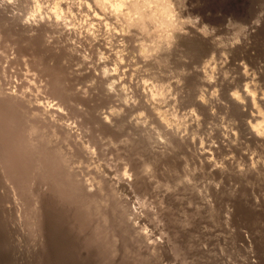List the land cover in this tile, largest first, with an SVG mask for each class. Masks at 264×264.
Here are the masks:
<instances>
[{
    "label": "rangeland",
    "instance_id": "rangeland-1",
    "mask_svg": "<svg viewBox=\"0 0 264 264\" xmlns=\"http://www.w3.org/2000/svg\"><path fill=\"white\" fill-rule=\"evenodd\" d=\"M32 1L0 0V88L2 90L0 93V112L7 108L9 102L14 100L18 106H12V109H8V107V113L16 112L21 115L22 110L19 105L26 99L30 101L28 103L30 107L35 109L41 106V110H45L44 117L39 119V123L48 127L51 124L56 125L58 131L67 133L70 138L72 136V143L82 144L81 142H84L83 144L87 145L91 151V159L88 161L91 170L97 169L96 171L102 173L106 169L109 171V173L107 172L109 176L105 175V177L113 178L114 180H112L116 184L119 181L126 182V190L124 187L121 193L128 209L124 218L131 227L127 231L125 230L127 234L123 233L124 230L122 229L125 228L112 227L116 215L110 213L108 214L110 221L106 226L109 227L108 235L106 233V237L105 235L96 236L95 223L98 221L97 217L93 216L94 221L92 216L86 218L81 213V206L79 205L81 203L78 199L75 200V196L68 197L67 194L56 191L54 187L49 185L50 182L42 187L41 182L46 181L37 178V176L33 181L32 178H25L20 182L16 177L7 181V176H10L9 173L12 168L4 166L5 163L0 151V264H264V204L261 205L263 209L260 207L255 210L254 206H251L252 202V205H255L254 197H257L260 203H264L262 202L263 191L257 182H251L252 185L237 179L240 171L237 170L236 164L239 159H245L247 162L251 161L254 166L258 165L264 168V151L250 147L247 151L242 152L241 145L233 142L234 134L238 132L236 125L239 119L234 116L230 109H224L216 104L215 106L219 110V114L216 115V110L202 112L196 109L197 107L193 109V96L203 92L204 96L207 97L209 91L202 87H196L188 79L189 76L185 75L188 70L189 72L191 70L190 73L194 75L196 69L206 65V61L210 58H215V53L219 57L218 50L215 49L218 46L214 47L215 36L226 37L225 43H227L229 39L238 34L239 40H244L241 41L242 44L245 43L246 39V41L249 40L248 43L252 42L251 44L259 48L264 45V0H178L182 6L183 16L194 21H197L198 18V22L194 26L187 25L185 28L201 25L207 26L209 30L215 29V33L208 36L211 38L209 39L211 42L198 41L182 46L180 56L173 57L168 63L157 68V70H164L159 74L156 72L155 75L158 74L157 76L151 73L144 74L142 69L132 70L133 65L131 64V66L126 67L130 73L125 80L126 92L129 93V95L126 93V102L130 101L128 105L140 100L139 89L142 87L140 85L142 77L145 79V84L153 88H157L162 83L172 87L175 82L180 81L179 93L171 90L172 94L170 93L171 95L166 97L168 100L160 102L164 107L162 109H166V114L169 112L167 121H177L179 129H184L183 133L186 136L196 137L197 142L198 140L201 141L198 142L200 146L213 145L214 143L216 146L218 145L220 155L222 150L229 149V153L233 155L231 165L235 166L233 171L236 174L234 177L226 176V178L220 176L216 178V175L210 174L195 155L183 146L170 151V154L163 158L165 161L157 163L159 158H155L153 149L142 143L143 137L141 135L147 132L142 129L139 130L141 132L135 133V136L130 124L139 120L140 124H144L141 126L148 129L149 134L150 132L156 134L154 127L159 126L160 121L153 113L143 111L145 116L144 113H140L139 111L142 112L141 106L137 103L135 106L131 104L132 109L127 110L125 108L119 113L123 127L121 130L114 131L97 123L98 118L93 106L98 107L103 115H109L110 112L119 108L120 101L117 97L109 99L98 96L94 92L89 100H82L81 97H78L80 100L76 98V102L73 100L68 103L60 95L54 93L52 90V73L46 71L44 69L45 64H38L36 59L41 51L46 50L48 43H54L58 47L63 46L65 37L60 31L45 34L44 31L32 30L35 27L46 26V24L51 23L48 19V17L51 18V13L45 16L46 18L41 19L39 17L34 22L31 19L29 21L31 28L29 29L32 31L22 27L30 13L41 12L43 16L46 11V9L35 10V2ZM59 1L63 3L64 8L69 5L76 7L74 14L67 18L68 27L75 25L76 28H74L77 29L73 33L74 40H71L77 45L86 44L88 41L86 11L78 5L79 1L84 0ZM45 2L53 3V0H40V3ZM253 22L257 26L250 29ZM63 26H59V30ZM65 28H67L66 25ZM254 30L257 38L248 39L251 31ZM43 35L44 37L49 35L48 43L42 44ZM205 43L207 44L205 45ZM211 47L213 51H211ZM92 53L90 54L91 57L84 60V65L81 61L83 66L78 64L81 63L80 61L75 60L73 65L76 63L77 66L75 64L74 68L83 67L84 69L80 70L85 72L86 66L90 67L95 61ZM109 53L110 51L107 50V55ZM130 54L129 58L132 56ZM229 54L231 55L232 52ZM242 55L239 57L241 58L240 62L251 68L246 55ZM217 56L216 58H218ZM242 60L247 62H242ZM49 62L51 68L56 67L55 59ZM129 62L131 61L129 60ZM231 70L235 73H232ZM236 72L238 71L234 70L233 67L227 69V73L230 75L228 78L233 77V74H235L234 77L237 76ZM160 77L164 80L167 79V83ZM168 79L170 80L168 81ZM75 81H72V85L76 86L77 90L84 88L87 84L89 85V81H83L80 78ZM180 95L183 101L185 99V102L180 105L172 104L173 108L169 103V98L180 97ZM188 100L190 103H187ZM175 107H178L179 110ZM11 136L12 134L6 131L5 134H2L0 142L4 143L6 138ZM128 138L132 139L126 142ZM137 139L141 140L143 146H136L133 143L134 141L137 142ZM0 146L2 145L0 144ZM130 156L141 164L152 163V175H147L145 182L143 181L144 185H140L143 191L142 188L134 186V176L131 177L129 174L122 173L128 168L127 172L132 174L131 165L127 161ZM19 170L16 173L22 171V169ZM234 178L235 180H231ZM251 188L253 191L249 192ZM199 189L200 191H198ZM197 191L202 197L198 195ZM242 192L243 196L241 195ZM243 198L247 206L244 204ZM239 199L243 200L244 203ZM240 209L245 211L244 215ZM135 232L146 234L147 242L141 244L135 234H132ZM111 248L113 250H110ZM140 253L148 255L147 258L142 257ZM139 259L144 261L140 262Z\"/></svg>",
    "mask_w": 264,
    "mask_h": 264
},
{
    "label": "bare ground",
    "instance_id": "bare-ground-1",
    "mask_svg": "<svg viewBox=\"0 0 264 264\" xmlns=\"http://www.w3.org/2000/svg\"><path fill=\"white\" fill-rule=\"evenodd\" d=\"M32 2H35L36 4L37 2L40 3V0H34ZM57 2L60 4V14H61L60 18L58 19L56 15L51 13L50 17L52 19L48 17L51 23L46 24V26L42 25L41 27H35L32 29V30H37L39 32L44 31L45 34H47L48 32L53 33V32L60 31L65 37V44L64 45L62 44L63 46L58 47L54 43H48L49 35H46L45 37L43 35L41 42L42 44H45L46 42L48 43V45L45 48L46 50L41 51L39 56H37L38 58L36 59L38 60V64H41V65L45 64L44 69L52 73V76H53V84H52L53 89L52 90L54 93H57L58 95H60L62 99L64 101H68V103H70L73 100H75L76 102V98L78 97H81L82 100L84 99L89 100L91 94L94 92L97 93L98 96L106 97L109 99L117 97L118 100L120 101L119 108L113 110V112H110L109 115H103L100 112L101 110L98 107H95V105L93 106L96 112L95 115L98 118L96 120L97 123L102 125V127L106 129H109V130L113 129L114 131L121 130L123 127L121 125L122 122H121L119 113L125 108L127 110L132 109L131 104L135 106V104L137 103L141 106L140 109L142 110V112L139 111L140 113H144L143 111H146L148 113H153V115H155L160 121L159 123L160 125L159 126L157 125V127H154L156 128V134L154 132H150L149 134L148 129H146L145 127L143 128L141 125H144V124L142 123L140 124L139 120L138 121L135 120V122L133 123L131 122L130 124L131 125L130 127L132 128L134 135L135 133L137 134L138 132H141L139 130H142V129L147 132L146 134L142 133L141 135L143 137L142 143H144L145 145H148V147L153 149L155 158L156 157L159 158V161L157 160V163L165 161V159L163 158L165 157V155L170 154V151L175 150L177 147L179 148L183 146L187 148L188 151L192 152L195 155V157L200 161L202 166L210 174L216 175V178H218V176L225 177V178L226 176L234 177V175L236 174V172L233 171V169H235L234 168L235 166L231 165V160L233 158V155L229 153V149L226 150L223 148L224 150L221 151L222 157H220L221 155L219 154L218 145L216 146L213 143V145L208 144V145L200 146L198 145V142L200 140H198L197 142L196 137L190 138L186 136L183 133L184 129L183 130L179 129L180 127H179V124L176 123L177 121L175 122L173 120L171 121L170 118H169L170 121H167L168 120L167 114L169 112L167 111L168 113L166 114V111H165L166 109L165 110L162 109L164 107H162L160 102L164 100L165 101L168 100L166 99V97L168 98V96L172 94L171 90H175V92L177 91L179 93L178 90L181 89L180 81L176 80L177 82H175V84H173L174 86L172 87L169 84L165 85L163 83L162 84L159 83L160 84L158 85L159 87L157 86V88L156 87L153 88V87H148V85L145 84V79H143L142 77L141 82H140V85H142L141 87L142 89L141 88L139 89L140 100L138 99L140 102L134 100L135 103H131L129 105L128 103H130V101H128V103L126 102L127 101L126 93L128 92H126L125 80H126L127 75H130V73L128 72L129 69L127 68L128 69L127 70L126 67H128L131 64L133 65L132 70L142 69L144 71V74L151 73L155 75L156 72L158 74L160 72H164V70H157V68H160L165 63H168L173 57L180 56V51H181L180 48L182 46L190 44V43H195L198 41L211 42L209 41V39L211 38H209L208 36H205L204 33L201 31V29L204 28V26L198 25V27H186L183 33L177 34L176 42L172 46L171 49L160 53L159 55H157L156 57L152 59H149L147 61L133 62V60L129 58V54L130 53L132 54L133 50L129 49V50H126L127 55H124L122 57L123 62H121V58H118L117 56V53L121 50L120 45L118 44L119 38L115 37L114 35H111L109 33L108 28L105 26L104 22L99 20L98 14L95 13L94 11V0H84V1L78 2L79 7L84 9V11H86L85 21L88 24V28L86 32L88 41L84 45H77V43L73 41L74 40L73 33L77 31V29H75L76 28L75 25H73L74 18L72 19L73 27L72 26L68 27L69 22L67 21V18L71 16V14H74L75 12L74 10L76 7L74 8V6L67 5L68 7L64 8L63 3H61L59 0H53V3H57ZM35 10L40 11L41 9L35 8ZM35 13L36 12L30 13V16L27 17V21L25 20L24 24L22 23L23 28L25 29L31 28V25H30L31 23L29 24V21L33 19V22H34L38 20L39 17L42 16L41 12H39V14H35ZM46 23L48 22L46 21ZM63 23L67 26V28H65V25L63 26ZM59 26H63V28L59 30ZM256 26L257 24L253 22L251 23L250 29L251 28L253 29V27H256ZM251 37H252V40L254 38H257V36L255 35V30L251 31V34L249 35L248 39H250ZM61 40L63 41L64 39L62 38ZM241 41H244V40H241ZM241 41L238 44H232V45L230 44L231 46L227 45V47H220L219 42L217 41L216 43V41H214L215 43L214 47L218 46L215 49L218 50L219 57L215 53V55L218 58H216V56L215 58L214 57L212 59L210 58V60L206 61L207 62L205 63L206 65H204L200 69H196L194 71L195 73L192 72L194 73V75L190 73L191 70L190 72L188 70L186 73L183 71V73H185L186 76H189L188 79L191 80L196 87L198 88L202 87V88H205L206 91H209V93L207 94V97L206 95L204 96L203 92H201L200 94H197L196 96H193L192 98V105H194L193 109L197 107L196 109H199L202 112L205 110H209V111L216 110L217 113H215V115L219 114L218 112L219 110L215 106L216 104H219L224 109H227V110L230 109L231 112L234 114V116H236L239 119V122L236 125L238 132L234 134L233 142H237L239 145H241L242 152L247 151L250 147L258 148L259 150L264 151V45H262L259 48L251 44L252 42L248 43L249 40L246 41L245 39L244 44H242ZM258 43L260 44V41ZM206 44L207 43H205V45ZM88 49L90 50L89 52L87 51ZM107 50L110 51L109 55H107ZM211 51H213V49ZM91 52H93L92 54L95 57V61L92 62L93 64L91 66L89 65L90 67L86 66L87 68H85V72L80 70L83 67L74 68V65L76 63L74 65L73 63L75 60L80 61V62L83 61V65H84L85 63L84 60L86 58L88 59L89 57H91L90 55ZM230 52H232L231 55L229 54ZM242 54L246 55L248 64L251 65V68H249L248 65H244L245 63L243 64L240 62L241 58L239 57ZM53 59L56 60V67L51 68L48 63H50L49 61H52ZM129 60L131 62H129ZM244 60H242V62ZM244 62H247V61H244ZM78 64L79 65L81 64V66H83L82 62ZM230 67H233L234 70L236 69L238 71L236 72L238 74V75L236 74L237 76L234 77L235 74H233V77L228 78L229 74L227 73V69H229ZM232 71L233 70H231V72ZM82 72H84V74H82ZM232 73H235V72H232ZM190 74L192 75L191 77H190ZM78 78L82 79L83 81H87V82L89 81V85L87 84L84 88H80V89L77 87L78 88L77 90L76 86L72 85L73 83L72 81L73 80L75 81ZM162 80L165 82L167 81V79L165 80L162 79ZM169 80L170 79H168V81ZM154 85L156 84L154 83ZM118 86H121V87L119 88ZM210 90H213V91H210ZM1 92L2 90L0 88V93ZM173 94L175 95V93ZM181 95L180 97L175 96L174 98L173 97L169 98V103H171V105L172 104L180 105L182 102H185V99L183 101V98L181 97ZM137 96L138 95H136V97ZM24 101L25 102L19 105L20 109L22 110L21 115H18L16 112L12 114L8 113V110H7L8 107H9L8 109L10 108L12 109L13 108L12 106L17 105L14 100L9 102L7 108L3 109V111L0 112V138L2 139V134H5L6 131L12 134L10 138H6V141H4V143L0 142V144L2 145L0 146V151H1L2 160L5 163L4 166H9L10 168H12V171L9 173L10 176H7V181H10L11 180L10 178H13V177H16L17 179H19L20 182L21 180H24L25 178L27 179L32 178V181H33L34 178L37 176V178H40L41 180L46 181V182H41L43 184L42 187L46 184L48 185L50 182L49 185L54 187L56 191H60L64 194H67L68 197L75 196L74 197L75 200L78 199V201L81 203L79 204L81 206L80 207L81 213L84 214L86 218L91 217V216L92 218L93 216L97 217L98 221L95 223L96 224L95 225L96 236L100 237L107 233V230L109 227H106V226L108 225V222L110 221L109 215H108L110 213H113V215L114 214L116 215V218L114 219L112 223L113 224L112 227L125 228L122 230H124L123 233L127 234L126 231L131 226H129V223L124 218L125 213L128 212V209L125 205L126 201L124 202V199L121 193V190L124 187L126 190V186H127L126 182L119 181V183L116 184L113 181L114 180L113 178H112L113 180L109 179L110 177L107 178L109 176L108 174L109 171L106 169L105 171H102V173H100L99 171H96L97 169L91 170L89 168L90 164L88 165V161L89 159H91L90 158L91 151H89V148L87 147V145L83 144L84 142H81L82 144L72 143L71 142L72 136L70 138V136L67 133H62L58 131L56 125L51 124L50 127H48L44 124L39 123V119L44 117L43 114L45 110L42 111L41 106H38L34 109L29 106L28 103L30 101L26 99H24ZM187 103H190L189 100ZM178 107H175V108L179 110ZM44 108L46 109L47 107H44ZM176 114L177 113L175 112V115ZM153 115L152 117H154ZM144 116H145V113H144ZM129 139L131 140L132 138H128L126 142H129ZM133 143L136 146H143L141 144V140H138L137 142L134 141ZM127 161L131 165L132 174L127 172L128 168L125 169V171L123 170L124 172L122 173L129 174L131 175V177L134 176V179H135L134 186L137 188H142L140 185L143 184V181L145 180L147 175L148 176L152 175V167H153L152 163L150 164V163L145 162L141 164L135 161L133 157L131 156L129 157ZM236 164L238 167L237 170L240 171L238 172L237 179H239L240 181H243L246 184H249L251 182H257L263 191V195H262L263 201L262 202H264V168L259 167L258 165L254 166L253 164H251V161L247 162L245 159H239V161H237ZM19 169H22V171L19 173H16V171ZM105 175H108V176L105 177ZM49 178L51 179L48 180ZM126 179H127V176H126ZM231 180H235V178ZM218 181H215V182L217 183ZM212 184L214 183L212 182ZM251 184L253 185V183ZM256 188H259V187H256ZM142 191H143V188H142ZM198 191H200V189ZM252 191H253V188L249 190V192H252ZM198 195L202 197L200 193H198ZM241 195L243 196V192ZM254 198H255L254 199L255 205H252L253 204L252 202L251 206H254L255 210L260 207L262 208L263 206L261 205L264 203H260L257 197H254ZM240 200L241 199H239V201ZM243 200H241L242 203L245 202V200L244 202ZM242 203L240 204L242 205ZM244 204L246 205V202ZM242 213L244 215L245 211H242ZM93 221H94V218H93ZM90 227L92 228V226ZM132 234H135V237L141 242V244L147 242L146 234L144 233L139 234L137 232L132 233ZM132 238H133V235H132ZM107 248H108V245H107ZM110 250H113V249L111 248ZM141 254H142V257L145 256L147 258L148 256L146 254L143 255V253H140V255ZM143 259H139L140 262Z\"/></svg>",
    "mask_w": 264,
    "mask_h": 264
},
{
    "label": "clouds",
    "instance_id": "clouds-1",
    "mask_svg": "<svg viewBox=\"0 0 264 264\" xmlns=\"http://www.w3.org/2000/svg\"><path fill=\"white\" fill-rule=\"evenodd\" d=\"M181 7L178 0H94V11L99 20L104 22L111 35L119 38L121 50L117 56L121 62L129 49L133 50V62L147 61L171 49L177 34L183 33L185 26H194L198 22V18L194 21L183 16ZM35 8L46 9L41 19L49 13L60 18L58 2H37ZM201 31L205 36L215 33V29L209 30L207 26ZM214 39L220 47L240 42L238 34L227 43L224 36H215Z\"/></svg>",
    "mask_w": 264,
    "mask_h": 264
}]
</instances>
